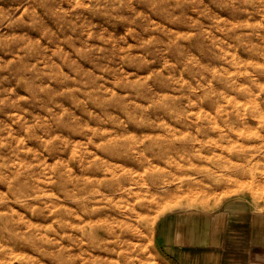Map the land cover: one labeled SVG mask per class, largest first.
Instances as JSON below:
<instances>
[{"label": "rangeland", "instance_id": "rangeland-1", "mask_svg": "<svg viewBox=\"0 0 264 264\" xmlns=\"http://www.w3.org/2000/svg\"><path fill=\"white\" fill-rule=\"evenodd\" d=\"M236 201L264 212V0H0V264H98L110 212V264H171L159 218Z\"/></svg>", "mask_w": 264, "mask_h": 264}, {"label": "crops", "instance_id": "crops-1", "mask_svg": "<svg viewBox=\"0 0 264 264\" xmlns=\"http://www.w3.org/2000/svg\"><path fill=\"white\" fill-rule=\"evenodd\" d=\"M153 238L171 264H264V212L241 201L168 213Z\"/></svg>", "mask_w": 264, "mask_h": 264}, {"label": "bare ground", "instance_id": "bare-ground-1", "mask_svg": "<svg viewBox=\"0 0 264 264\" xmlns=\"http://www.w3.org/2000/svg\"><path fill=\"white\" fill-rule=\"evenodd\" d=\"M164 135V134H163ZM257 138V137H256ZM129 149H130V147H129ZM136 156V155H135ZM113 160H114V158H113ZM112 161V160H111ZM115 162V161H114ZM128 161H126L125 163H123V165L125 164H127L128 165ZM120 164V163H119ZM129 164H131V162L129 163ZM112 165H113V163H112ZM117 165V164H116ZM115 165V166H116ZM122 165V166H123ZM114 165L112 166V167H115ZM120 166V165H119ZM116 167H118V166H116ZM196 167V166H195ZM114 174V173H113ZM167 185V184H166ZM132 187V186H131ZM127 188V187H126ZM125 188V189H126ZM120 189V188H119ZM128 190H129V192H131V189L132 188H130V187H128L127 188ZM122 190H124V189H122ZM121 191V190H120ZM106 193V192H105ZM133 193V192H132ZM192 193V192H191ZM194 193V192H193ZM125 194V190H124V193H123V191L121 192V194H120V198H122V196ZM128 194V193H127ZM197 194V193H196ZM195 194V195H196ZM113 196H111L112 198H113V200H114V194H112ZM193 197V196H192ZM146 198V197H145ZM194 198V197H193ZM105 199V198H104ZM130 202V201H129ZM100 203V202H99ZM126 204V203H125ZM134 204V203H133ZM95 205V204H94ZM98 206V205H97ZM111 206V205H110ZM125 206V205H124ZM100 207V206H99ZM112 209V208H111ZM107 210V209H106ZM106 210L104 211V212H106ZM109 211V210H108ZM113 211V210H112ZM110 212V211H109ZM114 212V211H113ZM107 213V212H106ZM102 214H103V212H102ZM115 214V213H114ZM112 215H113V213L112 212H110V213H108V215H106L107 217L105 218V221H106V226L102 229V231H101V237H102V239H103V243H101L100 245H99V248H98V251L96 252L97 253V256L99 257V259L101 258V259H104V261H102V260H100L99 261V263L98 264H105V263H103V262H107L106 264H110V263H112L114 260H113V255H114V240H117V239H115V238H117V232H116V229H114V226H113V224H114V221H115V223H119V218L117 217V218H113V219H111V217H112ZM117 215V214H116ZM99 216H101L100 214H99ZM114 216V215H113ZM95 218V217H94ZM90 219V218H89ZM96 220H98V219H96ZM100 220H102V219H100ZM90 220H88V222H89ZM95 221V220H94ZM86 222H87V220H86ZM87 222V223H88ZM90 222H92L93 223V220L92 221H90ZM96 222H98V221H96ZM95 222V223H96ZM100 222V221H99ZM102 222H104L103 220H102ZM101 222V223H102ZM92 223H90V224H92ZM78 224V223H77ZM99 224V223H98ZM103 224V223H102ZM101 224V226H103ZM120 224V223H119ZM117 226V225H116ZM119 227V226H118ZM79 228V227H78ZM95 228V227H94ZM117 228V227H116ZM97 229V228H96ZM79 230V229H78ZM85 230V229H84ZM95 230V229H94ZM82 232V231H81ZM120 232H121V230H120ZM124 233V232H123ZM81 235V234H80ZM120 236V235H119ZM122 236V235H121ZM123 236H125L126 237V235H123ZM122 236V237H123ZM96 237V236H95ZM101 239V240H102ZM98 240V239H97ZM101 240H99V241H101ZM120 240V239H119ZM98 242V241H97ZM82 243V242H81ZM71 245V244H70ZM115 245H116V243H115ZM116 249V248H115ZM122 250V249H121ZM116 255V254H115ZM97 258V257H96ZM130 258V257H129ZM93 259V258H92ZM88 261V260H87ZM87 261H85V262H87ZM119 262H121V261H119ZM124 262V261H123ZM122 262V263H123ZM86 264H88V263H86ZM115 264V263H114Z\"/></svg>", "mask_w": 264, "mask_h": 264}]
</instances>
